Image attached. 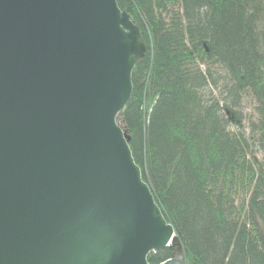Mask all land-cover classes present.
<instances>
[{"label":"water","instance_id":"obj_1","mask_svg":"<svg viewBox=\"0 0 264 264\" xmlns=\"http://www.w3.org/2000/svg\"><path fill=\"white\" fill-rule=\"evenodd\" d=\"M147 51L117 0H0V264H185L117 120Z\"/></svg>","mask_w":264,"mask_h":264},{"label":"trees","instance_id":"obj_2","mask_svg":"<svg viewBox=\"0 0 264 264\" xmlns=\"http://www.w3.org/2000/svg\"><path fill=\"white\" fill-rule=\"evenodd\" d=\"M117 1L148 49L117 120L184 263L264 264V0Z\"/></svg>","mask_w":264,"mask_h":264}]
</instances>
